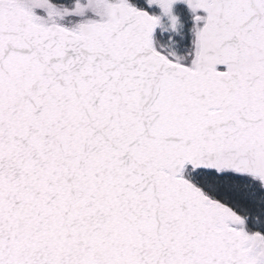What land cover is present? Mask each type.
Returning a JSON list of instances; mask_svg holds the SVG:
<instances>
[{
    "label": "snow or ice",
    "instance_id": "1",
    "mask_svg": "<svg viewBox=\"0 0 264 264\" xmlns=\"http://www.w3.org/2000/svg\"><path fill=\"white\" fill-rule=\"evenodd\" d=\"M0 264H264V0H0Z\"/></svg>",
    "mask_w": 264,
    "mask_h": 264
}]
</instances>
